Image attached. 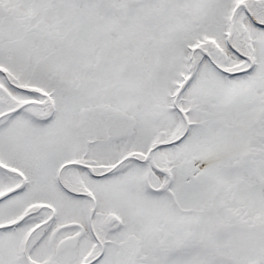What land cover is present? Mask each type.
I'll list each match as a JSON object with an SVG mask.
<instances>
[{
	"label": "snow or ice",
	"instance_id": "snow-or-ice-1",
	"mask_svg": "<svg viewBox=\"0 0 264 264\" xmlns=\"http://www.w3.org/2000/svg\"><path fill=\"white\" fill-rule=\"evenodd\" d=\"M0 264H264V0H0Z\"/></svg>",
	"mask_w": 264,
	"mask_h": 264
}]
</instances>
